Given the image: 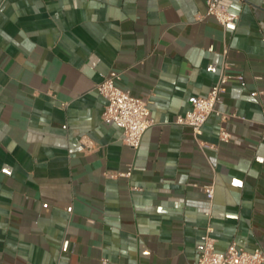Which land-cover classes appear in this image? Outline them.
I'll return each instance as SVG.
<instances>
[{"label":"crops","instance_id":"obj_1","mask_svg":"<svg viewBox=\"0 0 264 264\" xmlns=\"http://www.w3.org/2000/svg\"><path fill=\"white\" fill-rule=\"evenodd\" d=\"M205 1L0 0V264H196L207 225L219 252L264 251V106L251 95L264 91V0H223L240 15L226 29L196 20ZM224 62L242 79L199 136L212 171L173 121ZM110 71L154 120L137 152L100 119ZM220 127L234 140L219 143Z\"/></svg>","mask_w":264,"mask_h":264},{"label":"built area","instance_id":"obj_2","mask_svg":"<svg viewBox=\"0 0 264 264\" xmlns=\"http://www.w3.org/2000/svg\"><path fill=\"white\" fill-rule=\"evenodd\" d=\"M236 1L242 2L243 0ZM239 17V13L233 11L230 6L225 5L223 0H206L205 12L197 15L196 20L212 18L220 27L226 29L236 27ZM209 50L211 51V49ZM227 69L228 64L224 62L219 78L208 94L205 97L196 99L189 111L176 116L173 121L175 125L191 129L194 142L199 152L208 160L212 171L215 169V160L207 157V152L214 151L216 148L201 141L199 136L202 135L203 127L210 115H219L216 106L221 102L225 85L232 80L240 81L242 79L240 76L229 74ZM120 79L121 73L110 71L95 86L96 93L105 101L100 119L104 124L117 127L121 132L122 143L132 151L137 152L144 133L154 125V120L150 116L148 102L138 99L127 90L121 89L118 86ZM251 95L257 97L264 106V91L254 92ZM220 119L221 122H224L227 117L221 116ZM232 140H234L232 135L223 127L218 129L219 143H229ZM78 147L82 152H90L93 149V144L88 137L83 136L78 143ZM132 168V165H130L126 173H106L105 177L109 179L129 178ZM201 190L205 196L203 214L210 219L215 190L214 179L202 185ZM215 245L216 239L213 236V229L210 225H207L200 236V251L196 264H264V251L260 248L247 252L232 241L225 251L219 252L216 250ZM102 264H107V260H102Z\"/></svg>","mask_w":264,"mask_h":264}]
</instances>
